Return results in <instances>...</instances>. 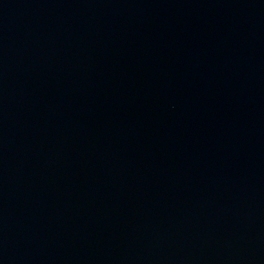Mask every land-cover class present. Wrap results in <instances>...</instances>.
<instances>
[{
    "label": "water",
    "instance_id": "water-1",
    "mask_svg": "<svg viewBox=\"0 0 264 264\" xmlns=\"http://www.w3.org/2000/svg\"><path fill=\"white\" fill-rule=\"evenodd\" d=\"M0 264H264V0H0Z\"/></svg>",
    "mask_w": 264,
    "mask_h": 264
}]
</instances>
